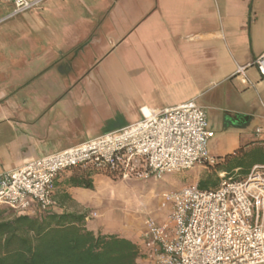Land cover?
<instances>
[{
	"label": "crops",
	"instance_id": "obj_1",
	"mask_svg": "<svg viewBox=\"0 0 264 264\" xmlns=\"http://www.w3.org/2000/svg\"><path fill=\"white\" fill-rule=\"evenodd\" d=\"M7 5L12 11L0 17V176L137 124L145 107L195 101L204 108L207 91L226 86L209 101L226 103L214 120L208 116L217 166L175 174L173 189H215L224 176L244 177L235 158L264 141V80L253 66L264 55V0H48L18 15ZM256 166L263 158L248 171ZM85 179L93 189L72 185ZM112 181L91 170L63 172L52 212L99 211L104 199L96 188ZM86 220L96 234L132 241L137 232L128 225L141 226L142 243L144 224L111 230Z\"/></svg>",
	"mask_w": 264,
	"mask_h": 264
},
{
	"label": "built area",
	"instance_id": "obj_2",
	"mask_svg": "<svg viewBox=\"0 0 264 264\" xmlns=\"http://www.w3.org/2000/svg\"><path fill=\"white\" fill-rule=\"evenodd\" d=\"M48 0H0L14 14ZM253 66L264 80V55ZM142 121L64 152L29 160L0 176V209L41 215L55 207L58 177L83 168L120 181H160L196 167L213 168L208 151L215 134L206 110L195 101L162 111L142 108ZM262 129H257L259 136ZM264 148V141H260ZM110 178V177H109ZM172 205L167 221L144 222L139 244L146 264H264V166L246 178L224 176L215 189L191 185L164 193ZM98 217V214H93Z\"/></svg>",
	"mask_w": 264,
	"mask_h": 264
},
{
	"label": "trees",
	"instance_id": "obj_3",
	"mask_svg": "<svg viewBox=\"0 0 264 264\" xmlns=\"http://www.w3.org/2000/svg\"><path fill=\"white\" fill-rule=\"evenodd\" d=\"M72 185L93 189L92 181L86 179L73 180ZM87 217L86 213L55 212L20 216L0 209V264H139L136 242L94 233L86 226Z\"/></svg>",
	"mask_w": 264,
	"mask_h": 264
},
{
	"label": "rangeland",
	"instance_id": "obj_4",
	"mask_svg": "<svg viewBox=\"0 0 264 264\" xmlns=\"http://www.w3.org/2000/svg\"><path fill=\"white\" fill-rule=\"evenodd\" d=\"M11 11L12 7L10 5H0V17L9 14ZM23 18L24 15L12 19L11 22L21 21ZM10 23L7 21L1 27H6ZM236 88L240 90L241 87ZM225 89L226 86L212 87L201 100L209 118L212 120H214L215 115L222 113V109L226 108V103L209 101ZM262 158H264V149L260 145V140H256L249 144L235 160L239 161L243 167V175L251 167L252 161ZM175 178H177L175 174H169L160 181H112L105 186L100 183L96 190L103 197V204L99 207V211H89L86 214L89 220H96L97 224L99 222L105 223L112 228L111 230H119L130 223L143 225L148 219L162 225L167 221L172 207L171 203L162 200V195L174 192L173 181ZM211 183L214 186L217 185V181ZM95 213L98 214V217H93ZM100 214L102 217L99 220ZM12 215L13 213L8 214L4 218H9ZM128 228L137 232V235L131 238L138 244V234H140L142 227L135 228L128 225ZM139 264H146V262L139 259Z\"/></svg>",
	"mask_w": 264,
	"mask_h": 264
}]
</instances>
